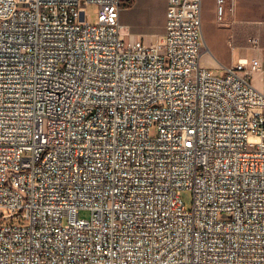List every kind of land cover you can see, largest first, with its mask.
<instances>
[{
  "label": "built area",
  "instance_id": "2783aa9c",
  "mask_svg": "<svg viewBox=\"0 0 264 264\" xmlns=\"http://www.w3.org/2000/svg\"><path fill=\"white\" fill-rule=\"evenodd\" d=\"M128 5L0 0V264H264L259 59L200 63L202 0L151 44Z\"/></svg>",
  "mask_w": 264,
  "mask_h": 264
},
{
  "label": "crops",
  "instance_id": "0c3cea01",
  "mask_svg": "<svg viewBox=\"0 0 264 264\" xmlns=\"http://www.w3.org/2000/svg\"><path fill=\"white\" fill-rule=\"evenodd\" d=\"M129 4L118 16L121 32L126 38L151 44L165 30L168 0H121ZM217 0H202L201 22H204L206 51L200 57L204 66H230L240 57H256L261 70L252 77V84L264 93V0H223L221 15ZM203 15V16H202ZM208 16V17H207ZM230 53L244 55L233 59L220 57L221 47Z\"/></svg>",
  "mask_w": 264,
  "mask_h": 264
},
{
  "label": "rangeland",
  "instance_id": "374dc122",
  "mask_svg": "<svg viewBox=\"0 0 264 264\" xmlns=\"http://www.w3.org/2000/svg\"><path fill=\"white\" fill-rule=\"evenodd\" d=\"M95 7L93 5H89L86 7V14L90 16V22L93 23L96 19V13L94 11ZM203 16V15H202ZM208 17V16H207ZM204 22H201V32L205 37V31H204ZM205 53H208V51H206ZM244 55L243 53H240L239 50H235L232 53L229 52V50L222 46L221 47V54L220 57L224 58V59H229L230 57H232L233 59H236L239 56ZM213 72H215L217 75H220L222 70L221 69H215L213 70ZM157 134V127L156 125H152L149 129V135L151 138L155 137ZM180 196L182 199V202L184 203L186 208H190L191 204H192V193L189 190H183L180 192ZM78 216L81 218H87L89 217V212L87 210H79L78 211Z\"/></svg>",
  "mask_w": 264,
  "mask_h": 264
}]
</instances>
